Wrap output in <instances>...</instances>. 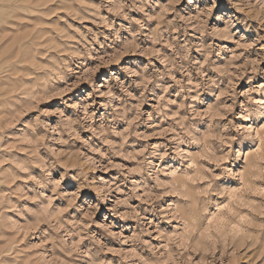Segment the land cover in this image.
Listing matches in <instances>:
<instances>
[{
	"label": "rangeland",
	"instance_id": "rangeland-1",
	"mask_svg": "<svg viewBox=\"0 0 264 264\" xmlns=\"http://www.w3.org/2000/svg\"><path fill=\"white\" fill-rule=\"evenodd\" d=\"M0 264H264V0H0Z\"/></svg>",
	"mask_w": 264,
	"mask_h": 264
}]
</instances>
